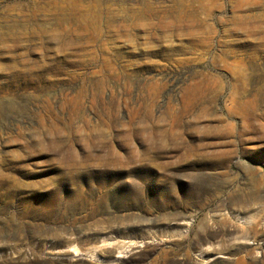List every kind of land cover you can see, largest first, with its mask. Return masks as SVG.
Wrapping results in <instances>:
<instances>
[{"label":"rangeland","instance_id":"1","mask_svg":"<svg viewBox=\"0 0 264 264\" xmlns=\"http://www.w3.org/2000/svg\"><path fill=\"white\" fill-rule=\"evenodd\" d=\"M241 256L264 264V0H0V264Z\"/></svg>","mask_w":264,"mask_h":264},{"label":"bare ground","instance_id":"2","mask_svg":"<svg viewBox=\"0 0 264 264\" xmlns=\"http://www.w3.org/2000/svg\"><path fill=\"white\" fill-rule=\"evenodd\" d=\"M256 228L257 225H253L251 228L245 231V233L242 235L243 239H250V238H256ZM248 255L250 253L248 252ZM121 264V263H120ZM234 264H257L256 262H247V259L245 256L238 257L237 259L234 260Z\"/></svg>","mask_w":264,"mask_h":264}]
</instances>
